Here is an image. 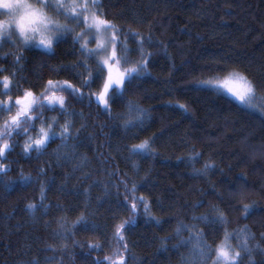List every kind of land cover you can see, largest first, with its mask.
Listing matches in <instances>:
<instances>
[{
  "label": "trees",
  "instance_id": "trees-1",
  "mask_svg": "<svg viewBox=\"0 0 264 264\" xmlns=\"http://www.w3.org/2000/svg\"><path fill=\"white\" fill-rule=\"evenodd\" d=\"M102 4L107 18L125 31L130 26L145 35L151 33L153 45L149 51L156 53L150 64L151 75L140 82L137 98L153 111L152 125L142 138L157 133L161 154L154 160L141 161L142 169L151 168L152 172L137 194L151 196L152 211L161 218V223L157 225L143 214L137 217L136 224L127 233L129 247L135 254V259L130 257L128 264H179L180 254L185 253L186 248L173 247L177 239H168L166 248H162L161 238L174 236L179 219L191 223L193 214L209 212L211 204L226 211L231 221L230 230L247 224L256 234L253 245L259 243L264 247V239H261L264 233V118L258 112L242 110V106L230 102L224 93L218 95L195 84L197 79L216 74L223 77L225 65L248 75L258 85L264 84V0H102ZM128 44L130 48L136 47L131 37ZM21 52L24 59L20 62L18 77H11L12 72L17 71L15 55ZM132 56L135 59L137 54L133 52ZM79 59V45L73 46L71 36L58 42L54 55H46L35 47L18 51L11 41H5L0 44V68H6L7 72H0V77L8 75L18 85L9 93L14 98L23 94L19 89H30L39 96L48 79L67 80L81 88L76 75L62 67ZM88 63L95 66L91 60ZM54 67L58 72H53ZM98 87L99 82L91 91ZM82 90L90 91L86 87ZM2 91L0 85V93ZM257 93L264 95V88H258ZM62 94L68 97L67 92ZM68 98L69 109L84 114L83 119L74 117L77 128L86 124L77 154L86 155L89 163L83 171H73L77 159L57 164L53 152L60 144L59 139L51 143L40 158L34 151L25 155L20 145L26 138L13 133L15 138L9 142L15 147L4 163L11 164L6 179L15 183L6 194L0 189V264H32L33 261L93 264L95 258L102 260L111 255L115 247L109 227L113 214L122 218L129 215L124 211L123 187L117 197L112 183L118 182L124 173L132 172L125 145L139 141L126 137L94 103L89 106L87 99L79 102ZM169 99L186 103L190 115L166 103ZM0 100H7V96L0 94ZM43 111L44 120L56 116L64 122L58 106L57 110L45 108ZM8 115L0 113V125ZM34 115L39 116V112ZM36 124L39 125V119ZM90 136L94 138L89 139ZM193 146L202 154L195 164L197 168L208 160L215 165V171L206 178L194 177L187 160L177 159L186 158ZM49 161L50 166L46 163ZM41 166L47 168L44 179L54 178V188L44 202L53 205L47 214L39 207V185L27 186L18 179L21 169L26 174L36 175ZM106 170L118 171L120 176L110 177ZM83 172L91 173V178L85 179ZM93 181L107 184L111 196L105 198L104 188L99 184L93 186ZM62 184L65 188L61 192ZM241 187L244 189L242 197L238 195ZM85 190L90 193L92 209L97 210L93 219L101 225L102 231L93 233L78 228L73 239L64 242L54 239L56 220L66 216L70 222L74 221L83 210ZM98 198H103V203H98ZM253 201H256L255 208L244 218L241 205ZM29 203L38 206L35 213L28 209ZM57 203L76 211H60L55 207ZM201 227L205 232L210 231L203 224ZM92 242L101 243L103 250L90 252L88 244ZM61 243L67 247H62ZM253 258L255 264H264V253L260 249L254 251ZM242 264H248L246 255Z\"/></svg>",
  "mask_w": 264,
  "mask_h": 264
},
{
  "label": "snow or ice",
  "instance_id": "snow-or-ice-1",
  "mask_svg": "<svg viewBox=\"0 0 264 264\" xmlns=\"http://www.w3.org/2000/svg\"><path fill=\"white\" fill-rule=\"evenodd\" d=\"M5 3L13 7H6ZM49 9L54 10L57 17H63V21L51 15ZM16 11L21 13L19 18L7 23L0 21V44L11 41L18 51L22 48L35 47L42 49L46 55H54L58 42L71 36L73 46L79 45L80 59L62 67L72 71L82 87L77 88L67 80L48 79L39 96L30 89H19L23 94L14 98L9 93L14 88H18V85L14 84L13 79L8 75L0 77L3 90L0 94L7 96V100H0V105L3 106L0 107V113L9 114L0 125L2 128L0 131V189L6 194L9 187L15 183V180L6 179L8 172L11 171V164L4 163L15 147L9 142L10 139L15 138L13 133L15 136L26 138L20 145L23 154L28 155L34 151L37 158L45 155L50 144L59 139L60 144L53 152L56 163L77 159L78 162L74 164L73 171H83L89 160L86 155H78L77 149L80 146L78 142L81 132L86 128V124L82 123L77 128L74 117L79 116L83 119L84 114L69 109L68 104L71 101L68 97L79 102L87 99L89 106L94 103L100 112L116 123L126 137L139 141L125 145L132 172L124 173L118 182L112 183L117 197L120 196V188L123 187L124 211L129 215L127 218H122L113 214L112 223L109 225L111 239L115 241L112 254L105 256L102 260L99 258L93 260V264H128L130 257L135 259V254L129 247L127 233L136 224L137 217L143 214L147 220L157 225L161 223V218L152 211L151 196L137 194L140 185L149 180L152 172L151 168L142 169L141 161L154 160L161 154L157 146V133L153 132L150 136L142 138V134L152 125L153 111L151 107H145L141 99L137 98L140 82L151 75L150 64L156 56V53L149 51L153 45V37L151 33L145 35L130 26L125 31L122 26L109 20L102 0H0V16H13ZM77 29L80 30L77 31ZM129 37L135 41L134 49L129 47ZM133 52L137 54L135 59L132 56ZM23 59L22 52L20 55H15L17 71L12 72L11 77H18L20 62ZM89 60L94 62V67L88 63ZM223 71L225 73L223 77L216 74L197 79L196 86L212 90L218 95L226 92L230 102L238 107L242 106V110L258 112L264 118V95L258 96L257 93L258 88H264V84L258 85L254 79L228 65H225ZM0 72H7V69L0 68ZM53 72H58V69L54 67ZM19 78L23 79V77ZM98 82V89L91 91ZM84 87L90 91L84 92L82 90ZM64 92L68 93V97L62 94ZM169 92L174 95L171 90ZM166 103L190 115L188 105L180 99H169ZM57 106L60 115L65 117L63 123L56 116H50L47 120L42 118L45 108L57 110ZM36 111L39 112V116L34 115ZM37 119H39L38 126ZM105 126L101 125V127ZM32 132L36 135L33 136ZM93 138L89 137V139ZM73 141L77 143H72ZM201 155L193 146V151L186 158L178 157L177 159L187 160L194 177L206 178L215 171V165L208 160L202 167L197 168L195 164ZM46 163L49 166L51 164L50 161ZM142 170L143 175H141ZM106 172L110 177L120 176L118 171L106 170ZM83 176L85 179H90L91 173L83 172ZM46 177L47 168L43 166L38 168L36 175L26 174L21 169L18 177L24 185H39V207L45 214L53 207L44 202L48 199V192L54 188V178L44 179ZM98 184L104 188L105 198L110 197L111 190L108 185L93 181V186ZM64 188L65 184L60 185L59 191L62 192ZM83 194L85 196V202L81 206L83 210L71 222L66 216L59 217L56 220L58 227L53 232L54 239L61 242L73 239L78 228L93 233L102 231L101 225L93 219L97 210L92 209L89 191L85 190ZM238 195L241 197L244 195L242 187ZM98 203H103V198H98ZM255 205L256 201L251 204H242V216L246 218ZM27 207L35 213L38 206L35 203H29ZM55 207L64 212L76 211L75 208H64L59 203ZM193 207L195 208L196 205ZM209 208L207 213L193 214L191 223L179 219L174 229V236L161 238V247L166 248L168 239H177L178 243L173 247L187 250L180 254L179 264H242L245 255L248 257V264H255L254 251L260 249L264 253V247H261L259 243L254 245L252 243L256 240V234L247 224L230 230L231 221L226 211L215 204H211ZM201 224L208 227L210 231L205 232ZM185 233H187L186 236ZM261 239H264V233L261 234ZM233 240L237 242L235 245L232 243ZM61 246L66 248L67 244L61 243ZM88 247L90 252L103 250L99 242L89 243ZM32 264H39V261H33Z\"/></svg>",
  "mask_w": 264,
  "mask_h": 264
},
{
  "label": "clouds",
  "instance_id": "clouds-1",
  "mask_svg": "<svg viewBox=\"0 0 264 264\" xmlns=\"http://www.w3.org/2000/svg\"><path fill=\"white\" fill-rule=\"evenodd\" d=\"M5 6H6V7H13V5L8 4V3H5ZM21 7H24V6L21 5ZM20 15H21V13H20L19 11H16V12L14 13L13 16H0V21H3V22H5V23H7V22H9V21H12V20H14V19L19 18Z\"/></svg>",
  "mask_w": 264,
  "mask_h": 264
},
{
  "label": "rangeland",
  "instance_id": "rangeland-1",
  "mask_svg": "<svg viewBox=\"0 0 264 264\" xmlns=\"http://www.w3.org/2000/svg\"><path fill=\"white\" fill-rule=\"evenodd\" d=\"M49 12H50V14L53 15L55 18H59V19H61V20L63 21V17H57V16H56V13H55L54 10L49 9ZM68 22L71 23V21H68ZM224 94H226V95L228 96V94H227L226 92H224Z\"/></svg>",
  "mask_w": 264,
  "mask_h": 264
}]
</instances>
